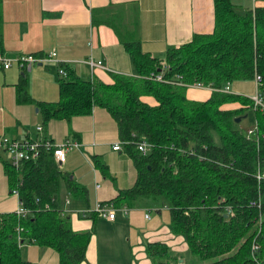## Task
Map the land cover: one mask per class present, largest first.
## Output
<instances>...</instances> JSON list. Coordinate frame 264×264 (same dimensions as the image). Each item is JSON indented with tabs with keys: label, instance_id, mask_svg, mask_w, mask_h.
Instances as JSON below:
<instances>
[{
	"label": "trees",
	"instance_id": "16d2710c",
	"mask_svg": "<svg viewBox=\"0 0 264 264\" xmlns=\"http://www.w3.org/2000/svg\"><path fill=\"white\" fill-rule=\"evenodd\" d=\"M1 6L2 0L3 50ZM237 6L241 4L235 0H213L212 31L193 33L189 40L168 47L163 58L144 51L134 29L113 19L97 20L114 28L132 58L135 74L111 73L112 80L105 82L80 77L60 62L55 101L35 99L27 90V78H20L16 99L35 104L41 113L35 136L24 137L38 141L39 153L17 166L3 159L10 192L18 189L27 213H0V264H34L21 253L24 242L53 248L58 264H80L85 259L99 213L91 211L90 229H73L63 211L69 199L62 197V190L78 198L86 188L56 161L53 148L58 141L44 133V125L52 118L69 121L74 115L89 114L94 105L114 118L123 150L135 168L132 185L98 202L131 207L143 198L163 200L171 231L184 237L191 254L209 259L200 264H264V107L254 106L244 94L216 89L204 100L192 99L185 85L147 77L164 62L168 64L164 76L216 88L258 73L264 103V3ZM60 67L65 73L59 72ZM146 95L156 103L142 98ZM230 102L239 106L226 107ZM251 108L254 124L248 132L234 118ZM142 140L151 144L147 153L138 148ZM93 161L107 172L97 155ZM259 172L263 174L258 178ZM146 252L153 264L183 263L170 261L163 242H148Z\"/></svg>",
	"mask_w": 264,
	"mask_h": 264
},
{
	"label": "crops",
	"instance_id": "0c3cea01",
	"mask_svg": "<svg viewBox=\"0 0 264 264\" xmlns=\"http://www.w3.org/2000/svg\"><path fill=\"white\" fill-rule=\"evenodd\" d=\"M235 1L244 6L241 9L264 3L248 0L243 5L242 0ZM1 8L2 48L7 54L55 50L57 58L36 62L25 72L15 63L5 69L0 66V135L18 138L35 136L36 126L42 123L35 104L16 99V84L22 76L27 78L32 97L55 101L59 97L60 62L69 64L80 77L105 82L112 80L111 73L135 74L132 58L114 28L97 20L113 19L134 29L141 48L160 58L168 47L189 40L193 33L210 32L214 26L213 0H2ZM250 80L252 91L245 79L229 82L230 91L253 95L256 84L254 77ZM213 90L210 86H186L187 96L198 100L208 98ZM142 98L156 103L150 95ZM44 133L56 141L69 138L81 143L79 148L67 151L60 165L84 185L86 194L75 198L63 189L62 197L69 199L64 201L63 211L69 215L73 229H90L91 212L82 215L76 210L113 198L120 188L135 180V168L123 150L116 122L104 107L94 105L91 113L74 115L69 121L48 120ZM116 142L121 144L120 149L112 147ZM93 155L106 165L107 172L95 166ZM3 159L10 162L0 152V213L13 211L18 204V197L10 192ZM94 225L80 264H153L146 252L147 243L153 241L165 243L177 256L188 250L184 237L171 231L169 210L163 200L143 198L126 212L117 211L113 218L98 214ZM105 229L112 230L107 237L100 235ZM21 253L34 264H58V254L49 246L25 243Z\"/></svg>",
	"mask_w": 264,
	"mask_h": 264
},
{
	"label": "built area",
	"instance_id": "2783aa9c",
	"mask_svg": "<svg viewBox=\"0 0 264 264\" xmlns=\"http://www.w3.org/2000/svg\"><path fill=\"white\" fill-rule=\"evenodd\" d=\"M253 2H258L259 0H252ZM56 51L55 50H49L47 52H41L40 54H35L33 52L30 53H18L14 55L7 54L4 50H0V66L2 68H8L12 64H17L20 68H30V66L36 62H42L44 60H52L57 59L55 57ZM92 64L101 65V61L92 62ZM168 68L167 63H162V65L159 67L158 71L151 72L147 75L149 78H154L159 81H165V82H171V83H177L185 86H195V87H203V86H209L204 85L200 81H194V82H183L181 80H174L170 79L166 76H164V73L166 72V69ZM60 73H65L63 68H59ZM254 80L256 84V91L253 95L249 96L253 102L254 106L260 105L261 107H264V103L262 102L258 85L261 81V76L256 73L254 75ZM211 87V86H210ZM216 90L224 91V92H231L229 88V82H226L225 85H223L220 88L211 87ZM38 129H40V126H38ZM248 132H251L252 129L248 128ZM81 145L80 141L76 139H69L66 138L62 141H58L55 143V146L53 148V154L57 162L61 163L65 160L66 153L68 150L73 148H79ZM114 149H120L121 144L119 142H116L112 145ZM138 148L142 153H147L151 149V144L147 140H142L138 144ZM0 152H5L7 154V157L9 158L10 164L17 166L19 164V161L22 159H29L36 157L39 153V147H38V141L36 139H28V138H14L7 134H1L0 135ZM263 173L259 172L257 174V177H261ZM11 193L15 194L18 197V204L15 209V212L18 216H24L27 213L26 207L22 204V201L19 196V192L17 188H13L11 190ZM68 201V200H66ZM129 209L128 206H115L113 202H104L100 203L97 202L94 208H82L78 211V213L82 215H86L87 213L91 211L98 212L101 216H105L108 218H113L116 215L117 210H122L123 212H126ZM228 211L231 212L230 207H228ZM148 216V214H146ZM22 229V226L18 225L17 227V238L21 239V236L19 234V231ZM19 241V240H18ZM19 243H23L20 241ZM25 244V242L23 243Z\"/></svg>",
	"mask_w": 264,
	"mask_h": 264
},
{
	"label": "rangeland",
	"instance_id": "374dc122",
	"mask_svg": "<svg viewBox=\"0 0 264 264\" xmlns=\"http://www.w3.org/2000/svg\"><path fill=\"white\" fill-rule=\"evenodd\" d=\"M242 2H243V5H247L248 4V0H242ZM243 7L244 6H242V5L241 6H237L238 9H241ZM245 81L247 82L246 87L248 89H250V91H252L253 90L252 81L250 79H245ZM243 94L246 95V96H251L250 94H247V93H243ZM237 106H239V103L230 102V103H227L226 107H237ZM246 113H247L246 116L240 118L241 122L239 123V126L242 127V128H245V129L253 126V124H254V113H253L252 108L248 109ZM5 155L7 156L6 153H5ZM164 203H165V201H164ZM94 207H95V205L92 206L91 208H94ZM117 211H119V210H117ZM111 232H112V230H109V229L100 230V235H102L104 237H107ZM122 257H123V254H122ZM168 258L170 259V261H174L176 259H177V261H180L181 259H183V261H182L183 263L182 264H200V263H205V262H207L209 260V259H200L199 257L194 256L193 254L190 253L189 249L184 251L180 256H177L174 253L173 250H169V257Z\"/></svg>",
	"mask_w": 264,
	"mask_h": 264
},
{
	"label": "water",
	"instance_id": "95a60500",
	"mask_svg": "<svg viewBox=\"0 0 264 264\" xmlns=\"http://www.w3.org/2000/svg\"><path fill=\"white\" fill-rule=\"evenodd\" d=\"M37 109H38V108H37ZM246 115H247L246 112L243 113L242 115H237V116H235L234 120L238 122V121L240 120L241 117H244V116H246Z\"/></svg>",
	"mask_w": 264,
	"mask_h": 264
}]
</instances>
